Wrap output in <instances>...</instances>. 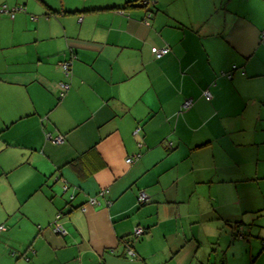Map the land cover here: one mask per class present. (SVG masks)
<instances>
[{"label": "crops", "instance_id": "crops-1", "mask_svg": "<svg viewBox=\"0 0 264 264\" xmlns=\"http://www.w3.org/2000/svg\"><path fill=\"white\" fill-rule=\"evenodd\" d=\"M40 1L0 0V264H264V0Z\"/></svg>", "mask_w": 264, "mask_h": 264}, {"label": "built area", "instance_id": "built-area-1", "mask_svg": "<svg viewBox=\"0 0 264 264\" xmlns=\"http://www.w3.org/2000/svg\"><path fill=\"white\" fill-rule=\"evenodd\" d=\"M144 2H147V0H144ZM16 10V8H8L7 6H1L0 7V15L2 13H9L12 17L14 16V11ZM149 18H150V14L147 13L146 17L144 18V21L146 23L149 22ZM261 38L262 41L264 42V31L261 33ZM169 51V48L167 46H164L162 48L156 49L155 50V56L156 57H161L162 55H164L165 53H167ZM77 56L73 55L70 59H65L61 62H59V65L62 69V71L64 72L66 77H70L72 74V69H71V65L73 62V59H75ZM232 72L228 73V76L231 77ZM60 85V92H59V98H63L65 96V94L67 93V91L70 89V82L69 81H62L59 83ZM204 96L206 97L207 100H211L212 98V94L211 92L207 89L204 91ZM193 105V100L192 99H186L183 104H182V109H188ZM47 138L52 139L55 143H61L64 141V137L62 135H58L53 137L50 133H47ZM131 158H128L127 161H131ZM148 200V196L144 193L141 192L139 194V198L138 201L139 202H146ZM92 203H96L95 199L93 198L91 200ZM54 231L58 232V233H66V228L62 225V223L60 222V215L58 214L56 217V220L54 221ZM145 232V229L141 226H138L135 228L133 235H135L136 237H139L141 235H143ZM240 233V232H239ZM243 234H239V237H242ZM127 253L129 256H134L135 255V251L133 249H127Z\"/></svg>", "mask_w": 264, "mask_h": 264}, {"label": "trees", "instance_id": "trees-1", "mask_svg": "<svg viewBox=\"0 0 264 264\" xmlns=\"http://www.w3.org/2000/svg\"><path fill=\"white\" fill-rule=\"evenodd\" d=\"M156 0H147V2H144V0H127L124 4H122V5H119V6H113V8H116V9H119V10H126V9H128L129 7H136V6H143V7H145L146 8V13H145V16H144V18L146 17V14L147 13H149L150 14V18H149V21H150V19L152 18V14H153V11H152V6H148L149 4H153L154 6H155V4H156ZM144 18H143V20H144ZM168 48H169V51H170V47L169 46H167ZM162 48V47H161ZM168 51V52H169ZM167 52V53H168ZM167 53H165V54H167ZM155 54V53H154ZM164 54V55H165ZM164 55H162V56H164ZM161 56V57H162ZM156 57V56H155ZM157 58H160V57H157ZM73 197V196H72ZM71 197V198H72ZM59 215H60V219L62 218V214L61 213H58ZM57 214V215H58ZM57 215H56V217H57ZM56 217H55V219H56ZM54 222V221H53ZM53 229H54V225H53ZM240 232V233H239ZM145 233V232H144ZM239 234H243V237H245L246 236V233L244 232V230H243V228H242V226H240L239 224H236L235 226H234V232H233V235L234 236H238L239 237ZM135 236V235H134ZM131 257H133V256H131Z\"/></svg>", "mask_w": 264, "mask_h": 264}, {"label": "rangeland", "instance_id": "rangeland-1", "mask_svg": "<svg viewBox=\"0 0 264 264\" xmlns=\"http://www.w3.org/2000/svg\"><path fill=\"white\" fill-rule=\"evenodd\" d=\"M36 1L41 3L40 0H36ZM47 1L49 2V5L57 6L58 8H60L62 5H65V6H97L98 5L99 6V5L118 4V0H47ZM31 2H33L31 6H38L37 2L33 0H31ZM20 6H23L24 8H26L22 4H20ZM9 8H13V7L11 6Z\"/></svg>", "mask_w": 264, "mask_h": 264}, {"label": "water", "instance_id": "water-1", "mask_svg": "<svg viewBox=\"0 0 264 264\" xmlns=\"http://www.w3.org/2000/svg\"><path fill=\"white\" fill-rule=\"evenodd\" d=\"M220 264H224L223 261H221Z\"/></svg>", "mask_w": 264, "mask_h": 264}, {"label": "bare ground", "instance_id": "bare-ground-1", "mask_svg": "<svg viewBox=\"0 0 264 264\" xmlns=\"http://www.w3.org/2000/svg\"><path fill=\"white\" fill-rule=\"evenodd\" d=\"M145 229V228H144Z\"/></svg>", "mask_w": 264, "mask_h": 264}]
</instances>
